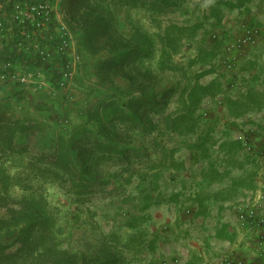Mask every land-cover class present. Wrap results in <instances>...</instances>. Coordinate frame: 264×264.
<instances>
[{"label": "rangeland", "instance_id": "obj_1", "mask_svg": "<svg viewBox=\"0 0 264 264\" xmlns=\"http://www.w3.org/2000/svg\"><path fill=\"white\" fill-rule=\"evenodd\" d=\"M19 1L0 0V31L15 32L11 15ZM46 1L58 37L51 57L39 61L27 45L9 44L12 34L0 37V104L15 118L43 122L16 137L26 154L0 147V191L8 188L0 198V237L15 236L18 227L6 218L24 197L38 194L54 217L56 249L72 255L71 264H221L227 256L256 263L255 236L238 230L233 204L264 179V160H252L243 146L252 133L264 145L261 136L256 140L264 135V0H243L242 9L226 5L240 0H173L161 13L91 0L108 29L100 17L90 22L85 3ZM242 21L262 27L257 46L239 45ZM140 33L151 38L153 54L131 52L114 66L121 39L130 48ZM63 39L68 54L58 52ZM141 92L155 99L146 104L152 109L118 122L125 157L96 161L90 200L76 203L48 183L41 152L52 151L57 130L73 124L98 130L107 104L128 103L130 112ZM85 137L91 144L98 139L90 131ZM33 171L32 189L23 190L18 177ZM202 196L210 200L204 204Z\"/></svg>", "mask_w": 264, "mask_h": 264}, {"label": "trees", "instance_id": "obj_2", "mask_svg": "<svg viewBox=\"0 0 264 264\" xmlns=\"http://www.w3.org/2000/svg\"><path fill=\"white\" fill-rule=\"evenodd\" d=\"M25 1L26 0H21V2ZM76 1L78 2V5H82L84 3L86 4L87 14L91 20L90 22H94L100 17L101 24H103L101 27H110V23L104 22L107 19L106 16H100L102 14H96V11L91 8L92 4L90 5V3L93 0ZM139 1H141V3H138ZM121 2L126 5H132L135 3L137 6L148 10L150 13H161V11L167 6L172 3H176L173 0H138L137 3L134 0H121ZM226 3L228 8L242 9V7L245 5V1L243 0L235 2L236 4H233L232 2ZM212 9L217 8L214 7ZM51 16V22L53 23L54 16L52 12ZM15 24L17 25L16 29L14 30L15 32H7L6 29L1 30L0 37L2 36L3 38H6L8 34H12L11 38L13 41L8 43H14V46L23 48L27 45L26 39H30L24 35V30H32L33 26L31 24ZM239 25L242 27V34L246 33V29H253L256 27L260 28V31H262L261 26H255L256 24L252 22L248 24L246 21H242ZM50 27L49 33L52 38H45L41 42L42 38L39 36V34H36L31 37L33 38V41L37 40L42 44H48L49 46H52L58 37L57 33L53 30L52 24ZM92 33L90 35L94 36L97 31L92 30ZM150 39V37L140 33L134 38L132 46L129 45L130 48H128L124 40L121 39L122 47L121 50H119L120 52L115 54V57L112 60L113 65H122L128 62V55L131 52L139 51L142 53V55H144V57L151 56L153 54V47L150 46ZM20 42H22L23 45H20ZM33 50L34 48L32 47L30 51L31 55H36L37 59H41L39 61H42V57L33 52ZM39 61L36 60L35 62L33 61V63H38ZM4 63L5 60H1L0 58V67ZM198 87L199 84L191 87L188 99H193ZM149 101L154 102L155 99H153L151 95L141 92V94L137 96V99L133 102L134 105H138L139 107L135 108L133 107L134 105H132L130 107V109H132L130 112H128L126 108L127 105H129L128 103L124 104V102H120L115 104L111 102L107 104V106L104 107L106 110L104 120L106 122L101 123V126L98 130L77 124H73V126L68 127L67 130H57L58 132L54 137V148L52 151L41 152V156L44 158L43 163L48 166V183L51 185L57 184L60 188L63 187L65 192L71 195L72 198L70 197V199L76 203L83 201V199L90 200L93 192L95 191L93 188L95 182L89 178V174L96 166V161H107L110 159L112 160L115 157L120 158L121 156L125 157L126 149L121 146L122 142L117 140L116 137V133L119 131L118 122L125 120V117L133 118L136 116V112L139 111L138 108L142 107L140 110L144 111L151 110L152 106L146 105ZM159 103L161 106L162 102ZM191 104L189 105V108H193L195 101L193 100ZM185 115H183L181 118L183 124L185 119H187V115ZM39 123L42 124L43 122L37 118L28 120L21 119L20 117L15 118V112H7V107L0 104V147L4 151L14 152L16 154H26L27 152L25 151V144L21 146L22 148L19 147L16 142V137L19 134L28 133L30 129L34 128L35 124ZM88 131L98 136V139L92 144L87 142L85 139ZM252 135L256 136L254 133H252ZM252 135H249V138L245 139V141L248 140L250 144L252 143V152H247V156L254 161H258L260 159H258L257 152L261 156L263 148H259L258 145L253 142L254 140L250 137ZM260 136L262 139H264V135L259 134L257 135L256 140L260 139ZM245 141H243V146L246 148ZM19 148L21 149L17 150ZM9 155L10 154L4 153L2 157H9ZM34 173L35 172L33 171L27 176H24L25 174H20L18 177V186L23 188V190H31L33 185L30 183L31 180L29 179ZM0 174L5 176L3 172H0ZM8 179L10 180L9 177ZM7 190L8 188H5V190L0 191V198L2 196L1 193L6 192ZM37 196L38 194L35 196L34 194H31L24 197V199L21 201L22 207L19 210L11 209V216L6 218L5 224L9 226L16 225L18 227V231L11 240H4L0 237V264H21L22 262V264H71L70 262L73 259L72 255H68L65 251L61 252L56 249L55 244H57V242L53 234L55 226L54 217L45 212L44 207L40 202V197ZM196 196H198V194ZM205 198L206 197L202 196V203H204L205 200L206 202L210 200ZM46 233H48V235H44ZM39 243H42L39 248L40 250L38 249V245H40ZM35 251L38 252L33 254Z\"/></svg>", "mask_w": 264, "mask_h": 264}, {"label": "built area", "instance_id": "obj_3", "mask_svg": "<svg viewBox=\"0 0 264 264\" xmlns=\"http://www.w3.org/2000/svg\"><path fill=\"white\" fill-rule=\"evenodd\" d=\"M51 10L50 5L46 0H26L25 2H18L13 7V13L11 19L13 22L18 24H31L33 26L32 30H24V35L27 38L28 48H34L42 56V58L51 57L50 46L48 44H42L41 42L45 38H52L50 36V26L52 24L51 20ZM3 27V23L0 20V28ZM260 28L256 27L253 29H246V33L242 34L239 38V45L245 46H255L258 43ZM39 34L42 38L40 41H33L31 38L33 35ZM20 45H23L20 42ZM70 42L67 39H63L58 44V52L61 54H68V47ZM49 49V50H48ZM10 65V64H9ZM67 67H70V62ZM70 72L67 70L64 75H69ZM247 152H252V143L248 140L245 141ZM261 156L258 154V159L264 160V145L262 146ZM233 209L237 213V227L238 230H245L247 234L254 235L255 240V260L256 263H252V260L232 258L227 256L223 259L221 264H264V179L259 182V188L255 191L250 192V194L241 197L233 204ZM252 232V233H251Z\"/></svg>", "mask_w": 264, "mask_h": 264}]
</instances>
